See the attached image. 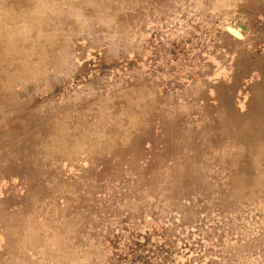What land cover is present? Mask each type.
<instances>
[{"label": "rangeland", "instance_id": "rangeland-1", "mask_svg": "<svg viewBox=\"0 0 264 264\" xmlns=\"http://www.w3.org/2000/svg\"><path fill=\"white\" fill-rule=\"evenodd\" d=\"M0 264H264V0H0Z\"/></svg>", "mask_w": 264, "mask_h": 264}, {"label": "water", "instance_id": "water-1", "mask_svg": "<svg viewBox=\"0 0 264 264\" xmlns=\"http://www.w3.org/2000/svg\"><path fill=\"white\" fill-rule=\"evenodd\" d=\"M239 26H240L241 28H243V29H245V30H246V28H245L244 26H242L241 24H239Z\"/></svg>", "mask_w": 264, "mask_h": 264}]
</instances>
